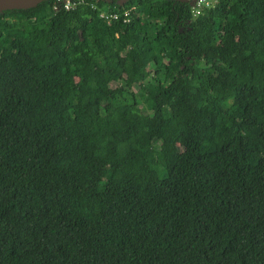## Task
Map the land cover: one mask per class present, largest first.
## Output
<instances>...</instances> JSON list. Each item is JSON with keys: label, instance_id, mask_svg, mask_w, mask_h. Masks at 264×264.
Here are the masks:
<instances>
[{"label": "trees", "instance_id": "1", "mask_svg": "<svg viewBox=\"0 0 264 264\" xmlns=\"http://www.w3.org/2000/svg\"><path fill=\"white\" fill-rule=\"evenodd\" d=\"M56 1L0 12V264H264V0Z\"/></svg>", "mask_w": 264, "mask_h": 264}, {"label": "water", "instance_id": "2", "mask_svg": "<svg viewBox=\"0 0 264 264\" xmlns=\"http://www.w3.org/2000/svg\"><path fill=\"white\" fill-rule=\"evenodd\" d=\"M43 0H0V12L11 8H29L34 7ZM110 1V0H108ZM127 0H117L122 5Z\"/></svg>", "mask_w": 264, "mask_h": 264}, {"label": "built area", "instance_id": "3", "mask_svg": "<svg viewBox=\"0 0 264 264\" xmlns=\"http://www.w3.org/2000/svg\"><path fill=\"white\" fill-rule=\"evenodd\" d=\"M79 2H82V0H57L56 3H55V5H54V8H57L59 6H62L64 8H66V9H68V8H71V7L75 6ZM192 2H194L197 6H201L202 5L200 3V0H192ZM132 10H136V6H131L130 8L125 9L123 11L122 14L126 17L127 20H128V18L130 16ZM116 16H117V14H114L113 15L114 18Z\"/></svg>", "mask_w": 264, "mask_h": 264}, {"label": "rangeland", "instance_id": "4", "mask_svg": "<svg viewBox=\"0 0 264 264\" xmlns=\"http://www.w3.org/2000/svg\"><path fill=\"white\" fill-rule=\"evenodd\" d=\"M103 166V161L99 158H93L91 160V167L95 170L100 172Z\"/></svg>", "mask_w": 264, "mask_h": 264}, {"label": "clouds", "instance_id": "5", "mask_svg": "<svg viewBox=\"0 0 264 264\" xmlns=\"http://www.w3.org/2000/svg\"><path fill=\"white\" fill-rule=\"evenodd\" d=\"M200 3L201 4H205V6H207V7H211L212 6L210 0H200Z\"/></svg>", "mask_w": 264, "mask_h": 264}]
</instances>
